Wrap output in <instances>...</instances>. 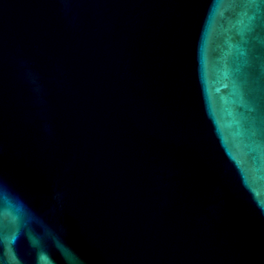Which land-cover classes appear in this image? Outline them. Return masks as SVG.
<instances>
[{
    "label": "water",
    "instance_id": "obj_1",
    "mask_svg": "<svg viewBox=\"0 0 264 264\" xmlns=\"http://www.w3.org/2000/svg\"><path fill=\"white\" fill-rule=\"evenodd\" d=\"M0 264H264V0H0Z\"/></svg>",
    "mask_w": 264,
    "mask_h": 264
}]
</instances>
